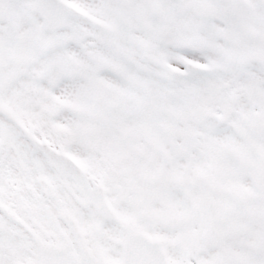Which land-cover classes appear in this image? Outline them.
<instances>
[{"label":"snow or ice","instance_id":"6c2138e0","mask_svg":"<svg viewBox=\"0 0 264 264\" xmlns=\"http://www.w3.org/2000/svg\"><path fill=\"white\" fill-rule=\"evenodd\" d=\"M0 264H264V0H0Z\"/></svg>","mask_w":264,"mask_h":264}]
</instances>
